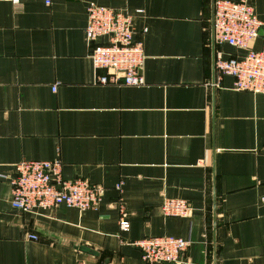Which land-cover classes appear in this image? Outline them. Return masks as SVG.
Masks as SVG:
<instances>
[{
	"label": "crops",
	"instance_id": "0c3cea01",
	"mask_svg": "<svg viewBox=\"0 0 264 264\" xmlns=\"http://www.w3.org/2000/svg\"><path fill=\"white\" fill-rule=\"evenodd\" d=\"M244 1L263 23L249 48L264 51V0ZM90 3L142 11L143 85L96 83ZM210 18L211 0H0V264H144L132 244L164 236L190 241L178 264H214L213 174L216 264H264V94L216 83ZM55 160L104 189L96 211L12 209L14 166ZM165 198L190 216L164 217Z\"/></svg>",
	"mask_w": 264,
	"mask_h": 264
},
{
	"label": "built area",
	"instance_id": "2783aa9c",
	"mask_svg": "<svg viewBox=\"0 0 264 264\" xmlns=\"http://www.w3.org/2000/svg\"><path fill=\"white\" fill-rule=\"evenodd\" d=\"M1 1L17 7L21 0ZM44 3L50 5V0H44ZM213 6L215 46L227 45L242 52L226 58L221 51L215 50L216 83L222 76H230L235 91L264 94V51L249 48L258 38L263 23L254 8L244 0H213ZM135 12L131 14L126 9L115 10L93 3L87 6L84 36L88 56L94 70L104 72L96 75L98 85H143L145 55L142 42L135 40L133 26L135 16L142 11ZM57 85H53L52 92ZM14 172L15 176L10 180L11 207L23 213L51 210L61 205L80 212L96 211L104 192L100 185L85 179L64 180L62 164L58 160L21 161L14 166ZM121 186V183L116 185V190L120 192ZM261 202L264 204V198ZM160 210L164 217L188 218L191 214L190 205L181 199H163ZM118 212V229L125 233L129 230L128 213L120 204ZM132 245L140 251L144 264H178L190 241L165 236L148 237Z\"/></svg>",
	"mask_w": 264,
	"mask_h": 264
},
{
	"label": "water",
	"instance_id": "95a60500",
	"mask_svg": "<svg viewBox=\"0 0 264 264\" xmlns=\"http://www.w3.org/2000/svg\"><path fill=\"white\" fill-rule=\"evenodd\" d=\"M213 0H211V18H210V31H211V51H212V66H213V74H214V52H215V44H214V30H213ZM215 183H214V174H213V193H212V234H213V262L216 264V249H215V228H216V195H215Z\"/></svg>",
	"mask_w": 264,
	"mask_h": 264
}]
</instances>
